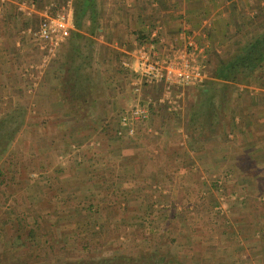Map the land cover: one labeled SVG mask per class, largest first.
<instances>
[{
    "label": "rangeland",
    "instance_id": "374dc122",
    "mask_svg": "<svg viewBox=\"0 0 264 264\" xmlns=\"http://www.w3.org/2000/svg\"><path fill=\"white\" fill-rule=\"evenodd\" d=\"M254 2L260 3L254 20L262 27L264 0ZM95 3L100 10L94 18L115 19L102 0ZM112 4L110 9L121 7L119 0ZM83 19L54 55L38 40L25 59L11 55L17 85L10 93L0 90V118L17 109L11 116L19 127L0 153V263L4 248L14 255L34 249L27 235L37 219L34 240L48 246L49 259L32 264L90 263L140 248L180 264H264V172L251 169L247 137L232 116L242 111L236 104L249 103V83L264 82V64L243 81L227 83L212 77V67L201 85L184 90L178 114L158 108L138 122L135 137L118 144L108 137L128 106L123 55H105L97 39L108 30ZM246 26L240 47L258 32V24ZM124 29L115 41L127 36L131 51L140 34ZM88 57L92 81L84 89ZM218 59L213 55L211 63ZM75 102L87 103L86 109L69 110ZM16 213L25 215L24 227ZM86 216L97 220L95 226L86 224ZM109 219L99 232L98 224ZM88 232L94 237L83 239Z\"/></svg>",
    "mask_w": 264,
    "mask_h": 264
},
{
    "label": "crops",
    "instance_id": "0c3cea01",
    "mask_svg": "<svg viewBox=\"0 0 264 264\" xmlns=\"http://www.w3.org/2000/svg\"><path fill=\"white\" fill-rule=\"evenodd\" d=\"M254 1L119 0L121 7H112L110 9V6H114L112 0H102L104 12H108V14L109 12L117 13L115 19H113L114 16L111 19L99 16L100 18L92 20L87 16V22L90 27L97 26L100 31L106 27L108 30L106 33L107 37L100 35L101 39H97V43H103L102 47L105 48V55H123L121 61L129 58L132 50L126 49L127 44L125 41L127 36L120 38L117 36V39L121 42H116L115 36L116 33L121 36L122 32L125 33L124 28L127 27L133 28L136 33L140 34L137 36L142 37L137 38V36H134L132 38L134 44H140L145 38L151 39L150 41L155 46V52L161 59L185 51L186 41L191 38L201 45L204 55H206L204 58L205 81L209 78L211 68H214L212 72H215L216 69L217 64L211 63L213 55H217V58L220 57L217 62H222L241 51L246 42L240 47L239 39L244 32H247L248 27L246 24L253 26L258 24L256 36L264 33V26L262 25L261 27V21L254 20V14L260 5L259 2L255 3ZM49 3L50 0H0V90L7 91L12 88L11 85H17L16 69L13 64L11 65L16 58L15 56L11 57V55H22L25 59L26 55H30L33 51L34 40H38L41 43V49H44L42 42L34 33L38 29L43 11ZM263 5L260 8H263ZM103 7H101L102 12ZM99 10L95 3V12L97 13ZM98 25L100 26L98 27ZM91 40L89 39V42ZM222 55H228V58L221 59ZM84 59L87 73H85L83 87L84 89H89L92 81L91 79L89 82L91 78V63L89 62L92 59L90 57ZM76 65V69H78L79 63ZM120 68L128 75L125 79L127 81V89L129 88L128 91H130L126 95V104L128 106L123 108L121 113L139 102L146 106L148 116L158 108L162 109V111L178 114L183 108L184 90L198 86H168L166 83L160 82L149 85L143 84L140 86L139 91H135L132 84L133 73L131 70L123 69L121 62ZM212 75L214 78V73ZM80 79L82 80L83 77L81 76ZM249 84L246 87L250 95L249 103L244 106L236 104V107L241 108L242 111H237V108V110H233L232 116L235 120V127L240 128L239 131L244 134L245 139L247 137V142H245V147H247L245 150L247 152L245 156L251 169L253 167L258 171L264 172V82L254 83L253 81ZM12 89L14 90V87ZM15 90L17 91V89ZM117 96L123 95L117 93ZM121 113L116 117L114 130H112L113 135L108 137L111 142H117L118 144L120 141L135 137L138 133L137 131L131 137H119L117 135L118 118ZM209 153L214 154L210 150ZM212 156V159H219L216 154Z\"/></svg>",
    "mask_w": 264,
    "mask_h": 264
},
{
    "label": "built area",
    "instance_id": "2783aa9c",
    "mask_svg": "<svg viewBox=\"0 0 264 264\" xmlns=\"http://www.w3.org/2000/svg\"><path fill=\"white\" fill-rule=\"evenodd\" d=\"M74 8V0H50L45 7L34 34L40 39L48 55H54L60 44L75 29ZM150 40L137 44L130 57L121 61L123 69L133 73L132 84L135 91H139L143 84L164 82L168 86H196L204 81L206 55L201 45L188 38L185 51L161 59ZM147 116L146 106L137 102L119 116L117 135L133 136L138 122L145 120Z\"/></svg>",
    "mask_w": 264,
    "mask_h": 264
},
{
    "label": "trees",
    "instance_id": "16d2710c",
    "mask_svg": "<svg viewBox=\"0 0 264 264\" xmlns=\"http://www.w3.org/2000/svg\"><path fill=\"white\" fill-rule=\"evenodd\" d=\"M74 6L75 8L73 14V22L77 30L82 28V20L86 16H89V18L92 20L95 19V0H74ZM146 41H148V39L145 38V40L141 43H144ZM263 64L264 33L262 35L253 37V39L250 41H247L245 45H243V47L241 48V51H239V53H237L236 55L232 56L230 59L222 62H217L216 69L214 72V79L221 81L222 83L243 81L242 79L244 77L241 76L251 75L254 71L260 69ZM211 91L212 88L208 90V92ZM74 100L77 101V97H75ZM84 100L86 101V98H84ZM76 103L77 102L69 105V110H85L87 107V103L85 102H83L84 104L82 105L81 103ZM16 110H9L8 112H5L2 118H0V153L4 152L7 148V145H9V143L11 142V132H15V130H17L19 127V123L17 122L16 117L12 120L11 116L14 112H16ZM119 188L120 187H118V189ZM14 217L19 228L24 227L27 224V222L25 221V215L23 213H16ZM86 219L87 225L95 226L97 220L89 219L87 218V216ZM111 222L112 220L109 219L106 220V224H98L99 232L102 233V231L107 228L106 225L110 226ZM38 223L39 222L37 221V219H35L34 225L29 229L27 235L30 240L34 241V249L28 248V250L25 251L23 254L14 255L13 248H4L2 249V255H4L5 257L3 258V261L0 264H32V262L38 260L47 261V259H49V251L47 248L48 246H44L40 242H35L34 240L35 237L38 235L39 231ZM93 237L94 233L88 232L87 234H85V237L83 239L88 240L92 239ZM86 243L83 246H85ZM16 244H19L18 246H25V243L22 242ZM143 250V248H140L137 250L136 253H131L127 256L113 255L105 260H92L90 263L85 259H79L75 262H66L62 264H180L177 263V261L168 259L164 256L160 257L157 255V253L154 252L148 254H141V251Z\"/></svg>",
    "mask_w": 264,
    "mask_h": 264
}]
</instances>
